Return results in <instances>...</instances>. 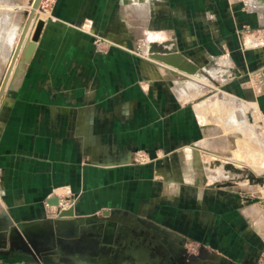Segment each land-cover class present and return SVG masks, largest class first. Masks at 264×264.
<instances>
[{
	"label": "crops",
	"instance_id": "1",
	"mask_svg": "<svg viewBox=\"0 0 264 264\" xmlns=\"http://www.w3.org/2000/svg\"><path fill=\"white\" fill-rule=\"evenodd\" d=\"M246 4L56 0L35 52L0 103V264H264V234L234 210L236 193L219 187L230 174L218 168L226 176L210 181L200 159L207 137L223 127L214 119L227 116L217 105L190 99L201 94V77L221 69L203 66L189 75L117 45L102 53L86 31L118 40L134 28L150 47L158 42L198 64L215 47H230L239 61L264 62L263 48L238 49L235 26H264V0ZM152 34L166 37L153 41ZM175 70L190 78L178 79ZM164 71L175 76L176 88L158 76ZM259 103L264 109V94ZM136 148L154 160L133 162ZM54 198L95 216L79 227L81 243H58L57 253L44 256L13 249L14 230L36 238L49 232L61 209ZM34 224L39 229L27 227ZM99 226L103 231L95 234L91 228ZM188 238L207 243L209 257L191 261L182 246Z\"/></svg>",
	"mask_w": 264,
	"mask_h": 264
},
{
	"label": "rangeland",
	"instance_id": "2",
	"mask_svg": "<svg viewBox=\"0 0 264 264\" xmlns=\"http://www.w3.org/2000/svg\"><path fill=\"white\" fill-rule=\"evenodd\" d=\"M29 1L30 0H24V1L23 0H15V1L14 0H0V14L4 15L2 13L10 12L11 14L10 13L8 14H10L11 17L13 18L14 24H17V26L18 25L20 26L21 22H23V20L27 18V15H26V9H27L26 4L27 3L26 2L29 3ZM44 1L45 2L43 3V6L45 7L46 5L45 7L46 9L52 8L56 2V0H44ZM236 1L242 3L244 8L246 9L249 8V6L246 4L247 0H236ZM127 7H128V3H127ZM131 7L127 8L126 22L128 21L127 22L128 24L133 23V19L131 17L134 14H132L133 8ZM6 9L14 10V11H8ZM207 20L208 21L210 20L211 24L213 25V23L216 21V17L212 16V17H209ZM3 25H5V23L4 24L0 23V34L1 35L5 32ZM86 31L93 35L95 49L99 52L107 53L110 51L113 45H117L118 47H121L131 53L139 54L143 59L156 62L155 60H152L150 55H148L147 53L151 51H150V46L147 43V40L144 38V31L143 33L142 31L138 33V31H136L134 28H129V29L127 28L126 30L127 33L120 37L118 36L119 37L118 40L117 39L113 40L111 38H108L107 36L101 33H97L90 28L87 29ZM234 31H235V34L237 35V38L239 39L238 49L240 51L243 52V51H247L252 48L254 49L263 48L264 49V26L254 27L250 23H245L242 26H238V27L235 26ZM145 32L149 33L148 31H145ZM165 37L166 36H163V35L153 36L152 34L151 39L154 41L156 39H159V40L162 38L164 39ZM123 38H126L127 41L124 40ZM2 39L3 38L0 36V84H2L5 78L4 57H6L8 50H10L11 48L10 47L11 41H9V39L7 40L6 38L3 39L4 41ZM128 41H130L131 43L129 44ZM167 41L169 42V40ZM147 48H148V51H147ZM219 49L220 50L218 51L217 47H215V52L210 51V53L212 54L209 56H205L204 59H201L202 61L199 64V66L200 67L207 66L210 69H222V71L224 70V72L220 70V73L218 72L217 74H213V75L211 73H207L208 76H206V78H209L210 80L207 79V81L203 80L202 82H199L201 94L196 96L195 98H191L190 103L196 105L202 101H205L210 106H215V105H218L220 102H222L223 104L224 99L222 98H224L225 95L228 96L229 94H232L236 96L239 100L245 101L249 105V107H246L247 109L245 113L244 112L238 113L240 116L239 117L240 122L244 124L242 126H249L253 123V125H255L256 134L258 135V137L260 138L262 137L263 140L262 139L261 140L264 143V109L259 103V97H261L264 94V62L262 61L256 62L257 60L260 59L259 56L257 57V59H254L253 61H249V59L246 57L240 59L239 61L236 58V56L232 54V52L234 53V51H231L230 47H227V48L221 47ZM212 50H213V47H212ZM193 51L200 52V50L196 46H193ZM228 58H230L231 60H230V63L226 64L223 60L228 59ZM157 62L163 68H168L166 63L159 62V61ZM171 67H174V66H171ZM174 68L177 69L176 67ZM177 73H178V77H177L178 79L190 78L189 77L190 72H189V75L180 73V71H177ZM227 73L229 75H227ZM158 76L168 79V81L171 82L173 87L176 88L175 83H174L176 78H174L175 77L174 75H172L171 73L165 72L163 75L158 74ZM224 76L225 77L227 76V77L225 78ZM7 90L8 88H6V91ZM6 91L3 97L5 96ZM209 112H210V109L208 110V113ZM214 120H216L217 123L222 126V117L216 118ZM208 123L212 124V123H215V121L213 122L212 120V121H209ZM217 123L215 124L217 125ZM217 130L214 132H211V135L209 137L206 136L210 141L206 140V144H204L205 148H200V149L205 150L203 151V156L201 155L200 159L201 161H205L207 169L210 168L211 170V172L208 174L210 178H212V180L210 181H214L213 179L222 178L219 174L226 176L225 174H222L220 170L217 173L215 170H217L218 168H222L223 171H225V173L230 174L229 177L222 178V180L218 183L219 187L226 188L236 193L237 202L234 206V210L237 213L246 216L247 218L249 217L253 226L255 228L259 227L260 231L264 234V221L262 220L264 219V157H263L264 155L262 157L259 155V154H263L264 145H261V146L257 145V147H253V148H250L249 146H244V145L236 146L235 142H233V140L230 139L231 134L229 132H227L225 129H221V131L219 132H217ZM232 130H234V128ZM237 133H238V129L236 131V134ZM236 134L234 135L236 136ZM229 140L232 142L228 143ZM229 144L232 146L234 145L233 146L234 149L232 148V146L230 147ZM244 144H247V143H244ZM235 146L238 148L241 147L240 149L242 153L244 151L245 156L247 157L245 158L241 157V159H238V161H234V158L232 159L233 157L232 152L234 153V150L239 151V149L236 148ZM251 149H253V151ZM136 150H141L143 151V153H145L147 159H149L147 163H150L155 158L148 152V150L144 148H136L132 152L134 153ZM249 150H251V152ZM255 151L257 152V154ZM250 154L254 160L250 158ZM255 154H256V158H255ZM241 155L243 154H240V156ZM147 163H138V164H147ZM80 226L81 225H77L76 229L68 230L66 232V237L62 239V241H60L56 235L54 236V238L48 236V237L41 238V239H38L34 236V239L37 240V244L42 245L38 249L45 250L49 248H54L59 242L61 245L63 244L75 245L77 243L78 244L81 243L82 238H79V232H80L79 227ZM92 229L95 230L93 231L95 234L96 233L100 234L103 231L102 226L92 227L91 230ZM14 233H15V230L13 231V234ZM95 237H97V235H95ZM113 240L118 241L117 239H113ZM114 241L112 242L114 243ZM11 243H12L13 249L17 251H26L28 250L29 247H32V245L25 244L24 238L20 236L14 237ZM182 246H184L185 253L187 254V256L189 257L191 261H194L197 258L205 259L209 257L207 253H204V251L208 247V244L203 243L199 241L198 239L188 238L183 242ZM36 252L37 251H35V249L33 248V253H36Z\"/></svg>",
	"mask_w": 264,
	"mask_h": 264
},
{
	"label": "bare ground",
	"instance_id": "3",
	"mask_svg": "<svg viewBox=\"0 0 264 264\" xmlns=\"http://www.w3.org/2000/svg\"><path fill=\"white\" fill-rule=\"evenodd\" d=\"M15 1V0H14ZM24 1V0H23ZM45 1L44 0H42V4H41V6L40 7H38L37 9H36V12H35V15H34V17L32 18V20H31V23H30V25H29V28H28V30H27V32H26V34H25V36H24V40H23V44L21 45V47H20V49L18 48V45H19V43H20V41H21V38L23 37V33H24V29H25V25H26V21H27V19H28V15L30 14V12L32 11V9H33V4H34V0H30L29 1V3L28 2H26L27 4V9H26V15H27V18H25L24 20H23V22H21V24H20V26L18 25L17 26V24H14V20H13V18L11 17V13L10 12H8V13H10V14H8V13H6V12H4V13H2V14H4V15H1L0 14V23L1 24H4L5 23V25H3V28H4V30H5V32L1 35L0 34V36L4 39V38H6L7 40L9 39V41H11V43H10V50H8V52H7V55H6V57H4V63H5V76H6V74L8 73V71H10V75H9V79H8V82H7V86H6V88H8L9 86H10V84L12 83V82H14L16 79H17V77L20 75V73H21V71H22V69H23V65H24V62H26L25 60H26V58H25V51H26V49H27V47H28V45H29V43H30V41L32 40V36H33V34H34V31H35V28H36V24H37V21H38V19H40V18H43V19H45V17L43 16V15H45L46 13H48V8L46 9L45 7H46V5H45V7L43 6V3H44ZM18 3V2H17ZM5 4H6V2H5ZM11 4V3H10ZM20 4H22V3H20ZM19 4V5H20ZM3 5V4H2ZM8 6V5H7ZM13 6V5H12ZM23 6V5H22ZM17 7V6H16ZM24 7V6H23ZM12 8V7H11ZM44 8V9H43ZM16 9V8H15ZM6 10H8V9H6ZM8 11H14V10H8ZM12 13H14V12H12ZM13 15V14H12ZM16 16V15H15ZM16 18V17H15ZM17 22V21H16ZM18 23H19V21H18ZM7 25V26H6ZM9 26V27H8ZM2 39V40H3ZM4 41V40H3ZM226 62V61H225ZM215 70H217V69H215ZM217 71H219V70H217ZM221 71H222V69H221ZM214 72V71H213ZM222 72H224V70L222 71ZM217 73V72H216ZM219 73H220V71H219ZM227 75H229V74H227ZM217 76V75H216ZM225 77V76H224ZM227 77V76H226ZM225 77V78H226ZM201 79H203V80H205V81H207V79H209V78H202L201 77ZM202 80V81H203ZM210 80V79H209ZM209 82V81H208ZM212 82V81H211ZM0 86H1V84H0ZM218 86V85H217ZM219 87V86H218ZM225 93V92H224ZM229 96V95H228ZM222 99H224V101H223V104H222V102H220V101H218V102H220L217 106L220 108L219 110H221L220 111V113H224L227 117L225 118H223V116H222V120L224 121V122H222L223 123V127H222V129H225L227 132H229L228 134L230 135V139H232L233 140V142H235V144H236V146H249L250 148H253V147H257V145H259V146H261V145H264V143H263V139H262V137L260 138V137H258V135L256 134V131H255V125H249V126H242V125H244V124H241L240 122H239V117L237 116V113L238 112H240V111H242V112H246V107H249V105L246 103V102H243L242 100H239V99H234V98H229V97H227V96H225V98H222ZM221 100V99H220ZM239 100V101H238ZM214 101H216V100H214ZM222 101V100H221ZM242 101V102H241ZM217 103V102H216ZM222 104V105H221ZM251 104H253V103H251ZM250 104V105H251ZM201 105H204V104H201ZM206 105V104H205ZM205 105H204V108H206L205 107ZM207 105H209V104H207ZM254 107V106H253ZM203 108V107H202ZM203 108V109H204ZM209 108V107H208ZM207 108V111L209 110ZM211 108V107H210ZM214 107L212 106V108L211 109H213ZM202 109V110H203ZM204 110H206V109H204ZM214 110V109H213ZM213 110H210V113H212V111ZM216 111V110H215ZM214 111V112H215ZM203 112H205V113H207L206 111H203ZM218 112V111H217ZM204 113V114H205ZM209 113V114H210ZM216 113V112H215ZM209 114H207V115H209ZM206 115V116H207ZM211 115V114H210ZM216 115V114H215ZM220 116V114L218 113L217 114V116ZM222 115V114H221ZM224 115V116H225ZM213 117V116H212ZM221 117V116H220ZM209 118V117H208ZM209 121H210V119H209ZM236 127H237V129H238V133L236 134V131H237V129H236ZM249 127V128H248ZM234 128V130H232ZM235 129H236V131H235ZM229 130V131H228ZM233 134V135H232ZM234 134H236V136L234 135ZM262 139V140H261ZM230 141V140H229ZM232 141H230V143H231ZM244 143H247V144H244ZM234 144V143H233ZM234 146V145H233ZM235 146V147H236ZM236 148H238V147H236ZM241 148V147H240ZM240 148H238L239 149V151H235L234 150V153L232 152V154H233V157H232V159L234 158V160H238V159H241V157H243V158H245V157H247V156H245V153H244V151H243V153H242V151H241V149ZM234 149V148H233ZM243 150V149H242ZM252 151H253V149H251ZM251 150H249L250 152H251ZM259 151V150H258ZM256 152V151H255ZM261 153V152H260ZM240 154H243V155H241L240 156ZM252 154H253V152H252ZM256 154H257V152H256ZM256 154H255V158H256ZM247 155V154H246ZM261 157L264 155V152H263V154H259ZM258 155V156H259ZM254 156V155H253ZM240 157V158H239ZM264 157V156H263ZM250 158H252V156H251V154H250ZM253 159V158H252ZM132 160H133V153H132ZM254 160V159H253ZM256 160V159H255ZM254 166V165H253ZM257 166V165H256ZM260 167V166H259ZM208 170V169H207ZM210 170V169H209ZM42 226V225H41ZM29 229H38L39 227H40V224H34V225H29V226H27Z\"/></svg>",
	"mask_w": 264,
	"mask_h": 264
},
{
	"label": "water",
	"instance_id": "4",
	"mask_svg": "<svg viewBox=\"0 0 264 264\" xmlns=\"http://www.w3.org/2000/svg\"><path fill=\"white\" fill-rule=\"evenodd\" d=\"M42 0H34L33 9L28 15V19L26 21L23 37L18 45L20 49L21 45L23 44L24 36L29 28L32 18L35 15L36 9L41 6ZM45 25V19L40 18L37 21L36 28L34 34L32 36V40L30 41L26 51H25V58L29 60L33 53L35 52V48L37 46V42L40 39L43 27ZM150 56L157 60H160L168 65L174 66L181 70H185L190 73H195L198 71L200 67L198 63L189 60L184 55L180 54L176 50L167 49L163 44H159L158 42L152 43L150 47ZM10 71L6 74L1 86H0V103L2 101L3 95L6 91L7 82L9 79ZM7 92V91H6ZM51 203L54 202V205H59V199L54 198L50 200ZM74 217L72 219H63L64 217ZM95 219V216L92 218H88V216L80 214L76 210V206H71L69 208H61L57 216L53 218L51 222V227H49V232L45 236L38 237V239L45 238V237H53L56 235L60 241L66 237V232L70 229H76L77 225L85 224L86 222H92ZM17 234L11 235L9 241L12 242L13 238L16 236H20L24 238V243L27 245H32V247L37 251L36 253L44 256L49 254H55L59 251L57 248H49L45 250H39L38 248L41 247V244H37V240L34 239L27 229H24V232L17 229L15 230ZM59 245L61 246L60 242ZM29 247L30 251L33 253V248Z\"/></svg>",
	"mask_w": 264,
	"mask_h": 264
},
{
	"label": "built area",
	"instance_id": "5",
	"mask_svg": "<svg viewBox=\"0 0 264 264\" xmlns=\"http://www.w3.org/2000/svg\"><path fill=\"white\" fill-rule=\"evenodd\" d=\"M149 159H147L145 153H143V151L141 150H136L134 153H133V162L135 163H147ZM68 204H69V201H64V199H60V208H68ZM73 204V203H71Z\"/></svg>",
	"mask_w": 264,
	"mask_h": 264
}]
</instances>
